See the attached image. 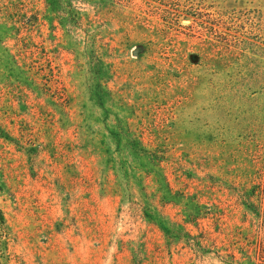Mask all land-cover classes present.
<instances>
[{
    "label": "rangeland",
    "instance_id": "rangeland-1",
    "mask_svg": "<svg viewBox=\"0 0 264 264\" xmlns=\"http://www.w3.org/2000/svg\"><path fill=\"white\" fill-rule=\"evenodd\" d=\"M0 264H264V0H0Z\"/></svg>",
    "mask_w": 264,
    "mask_h": 264
}]
</instances>
